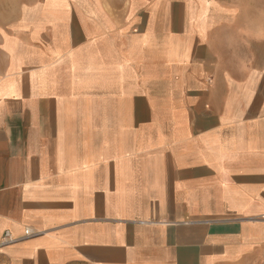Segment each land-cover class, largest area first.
Returning a JSON list of instances; mask_svg holds the SVG:
<instances>
[{"label": "crops", "instance_id": "1", "mask_svg": "<svg viewBox=\"0 0 264 264\" xmlns=\"http://www.w3.org/2000/svg\"><path fill=\"white\" fill-rule=\"evenodd\" d=\"M6 234L0 264H264V0H0Z\"/></svg>", "mask_w": 264, "mask_h": 264}, {"label": "built area", "instance_id": "2", "mask_svg": "<svg viewBox=\"0 0 264 264\" xmlns=\"http://www.w3.org/2000/svg\"><path fill=\"white\" fill-rule=\"evenodd\" d=\"M26 235L29 236L30 232L26 231ZM14 242L9 234L5 235L4 241L0 242V248L5 246L6 244Z\"/></svg>", "mask_w": 264, "mask_h": 264}]
</instances>
